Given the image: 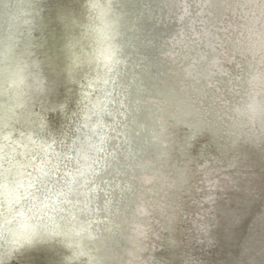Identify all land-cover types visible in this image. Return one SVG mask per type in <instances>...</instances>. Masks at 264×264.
<instances>
[{
	"label": "snow or ice",
	"instance_id": "snow-or-ice-1",
	"mask_svg": "<svg viewBox=\"0 0 264 264\" xmlns=\"http://www.w3.org/2000/svg\"><path fill=\"white\" fill-rule=\"evenodd\" d=\"M187 264H191V261L187 262Z\"/></svg>",
	"mask_w": 264,
	"mask_h": 264
}]
</instances>
